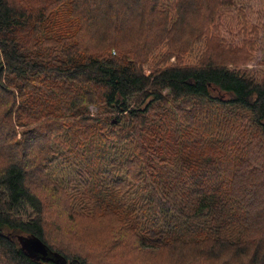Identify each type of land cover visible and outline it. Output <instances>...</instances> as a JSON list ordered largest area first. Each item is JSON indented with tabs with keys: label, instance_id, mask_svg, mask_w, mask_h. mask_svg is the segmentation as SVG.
<instances>
[{
	"label": "trees",
	"instance_id": "obj_1",
	"mask_svg": "<svg viewBox=\"0 0 264 264\" xmlns=\"http://www.w3.org/2000/svg\"><path fill=\"white\" fill-rule=\"evenodd\" d=\"M241 2L0 0V264H55L20 237L66 264H264V58L256 25L221 31Z\"/></svg>",
	"mask_w": 264,
	"mask_h": 264
},
{
	"label": "rangeland",
	"instance_id": "obj_2",
	"mask_svg": "<svg viewBox=\"0 0 264 264\" xmlns=\"http://www.w3.org/2000/svg\"><path fill=\"white\" fill-rule=\"evenodd\" d=\"M240 4L243 9L242 16L231 9L228 16L222 20L221 31L228 39L238 43L242 37L243 27L246 29L250 25H256L259 38L256 41L255 59L248 63L251 69H255L259 66L258 61L264 58V0H242ZM88 109L93 114L97 112V107L93 104L89 105ZM93 242L98 245L102 239L96 238Z\"/></svg>",
	"mask_w": 264,
	"mask_h": 264
},
{
	"label": "water",
	"instance_id": "obj_3",
	"mask_svg": "<svg viewBox=\"0 0 264 264\" xmlns=\"http://www.w3.org/2000/svg\"><path fill=\"white\" fill-rule=\"evenodd\" d=\"M21 247L26 254L35 259L50 260L55 264H66V260L60 257L56 252L51 251L39 238H19Z\"/></svg>",
	"mask_w": 264,
	"mask_h": 264
}]
</instances>
